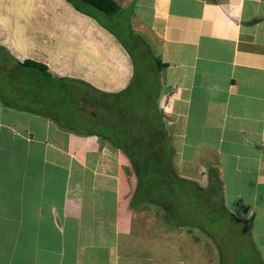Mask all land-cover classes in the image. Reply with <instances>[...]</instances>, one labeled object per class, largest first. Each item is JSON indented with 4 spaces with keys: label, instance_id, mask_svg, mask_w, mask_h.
Wrapping results in <instances>:
<instances>
[{
    "label": "crops",
    "instance_id": "0c3cea01",
    "mask_svg": "<svg viewBox=\"0 0 264 264\" xmlns=\"http://www.w3.org/2000/svg\"><path fill=\"white\" fill-rule=\"evenodd\" d=\"M114 1L120 12L106 23L130 28L134 45L145 29L162 63L158 105L175 171L207 186L217 169L226 208L251 219L253 254L241 261L263 264L264 0ZM3 8L0 264H213L195 234L153 206H130L136 178L119 148L71 124L67 111L52 116L53 105L66 109L55 93L76 106L92 89H124L134 71L125 45L67 0ZM26 59L49 74L20 66ZM58 78L70 86L47 84Z\"/></svg>",
    "mask_w": 264,
    "mask_h": 264
},
{
    "label": "trees",
    "instance_id": "16d2710c",
    "mask_svg": "<svg viewBox=\"0 0 264 264\" xmlns=\"http://www.w3.org/2000/svg\"><path fill=\"white\" fill-rule=\"evenodd\" d=\"M67 1L118 38L116 29L106 23L120 12L114 0ZM113 24L117 26L116 22ZM155 60L161 66L162 63ZM132 61L134 71L124 89L116 93H87L83 100L93 109V113L85 111V120L96 128L86 134L97 135L116 146L129 160L136 178L130 206H154L158 210L156 214L172 227L203 229L212 224L218 228V234L231 221L239 225L241 234L245 232L248 235L251 219L239 220L226 208L217 169H208L207 186L177 174L173 164L174 147L158 106L161 89L159 71H152V77L148 79L135 71L133 57ZM19 64L49 74L40 62L26 59ZM247 243L242 253L251 256L253 247ZM222 255L219 251L220 264H223Z\"/></svg>",
    "mask_w": 264,
    "mask_h": 264
},
{
    "label": "rangeland",
    "instance_id": "374dc122",
    "mask_svg": "<svg viewBox=\"0 0 264 264\" xmlns=\"http://www.w3.org/2000/svg\"><path fill=\"white\" fill-rule=\"evenodd\" d=\"M19 0H0V8L4 10L3 8L5 5H14L18 4ZM110 24L112 27H114L118 33V39L125 45V47L128 49L130 52L131 56L134 57L135 59V71H139L142 76H145L148 79H151L152 77V71H156V53H155V45L153 43V39L149 36L147 31L145 29H140V31L136 34L139 35L140 38L143 39V43L134 45L133 40L131 39L128 30H131L130 28L126 29H121L120 25L114 26L113 22H107ZM66 66V65H65ZM47 84H52L55 86H60L61 85H69L70 82L66 78L64 79H56L51 81L50 83L47 82ZM46 84V85H47ZM50 87V86H49ZM73 89H78V88H73ZM54 90V89H53ZM93 95H97L94 90H92ZM65 95V94H64ZM55 96L60 98L58 102H62L65 106L66 109L63 108L62 105H59L58 108L57 106L53 105L52 107V116H56L64 111H67V118L68 121L71 124L81 126V127H87L89 129H96L90 125V123L85 120L84 114H81L79 112H75L76 106H87L85 104V101L77 102V105L75 106L74 100L72 97L68 99V97L63 98V95L61 93H55ZM64 100H68V103L63 102ZM24 106H28L26 101L21 102ZM159 106V105H158ZM92 109V108H91ZM51 111V110H50ZM93 111V109H92ZM132 172V171H131ZM154 207V206H153ZM152 206H144L145 208H153ZM153 210L155 212H158L157 208L154 207ZM172 227V226H171ZM174 229H178L180 231L184 230L186 232H189L191 234H195L197 239H200L203 241L204 248H207L209 251L213 264H220V256H219V251L222 252V257H223V264H245L242 263V246L247 243L248 238H246L245 232L240 233L239 232V225L229 221L223 228L220 230V232L217 234L216 230L218 229L216 225L209 224L203 229H198V228H177V227H172ZM218 231V230H217ZM213 233L217 235H213ZM219 235V236H218ZM210 258V256L208 255ZM238 258H240L238 260ZM210 260V259H209Z\"/></svg>",
    "mask_w": 264,
    "mask_h": 264
},
{
    "label": "flooded vegetation",
    "instance_id": "af4514ba",
    "mask_svg": "<svg viewBox=\"0 0 264 264\" xmlns=\"http://www.w3.org/2000/svg\"><path fill=\"white\" fill-rule=\"evenodd\" d=\"M84 108H85L84 111H87V112H89V113H93V111L90 110V107L86 106V107H84Z\"/></svg>",
    "mask_w": 264,
    "mask_h": 264
},
{
    "label": "water",
    "instance_id": "95a60500",
    "mask_svg": "<svg viewBox=\"0 0 264 264\" xmlns=\"http://www.w3.org/2000/svg\"><path fill=\"white\" fill-rule=\"evenodd\" d=\"M90 110H92V109L90 108Z\"/></svg>",
    "mask_w": 264,
    "mask_h": 264
}]
</instances>
